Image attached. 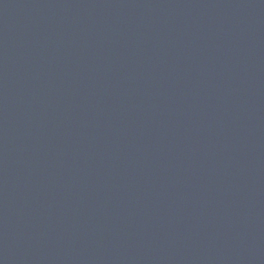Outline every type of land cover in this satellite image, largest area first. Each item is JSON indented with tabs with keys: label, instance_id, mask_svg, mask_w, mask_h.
<instances>
[{
	"label": "water",
	"instance_id": "water-1",
	"mask_svg": "<svg viewBox=\"0 0 264 264\" xmlns=\"http://www.w3.org/2000/svg\"><path fill=\"white\" fill-rule=\"evenodd\" d=\"M0 264H264V0H0Z\"/></svg>",
	"mask_w": 264,
	"mask_h": 264
}]
</instances>
